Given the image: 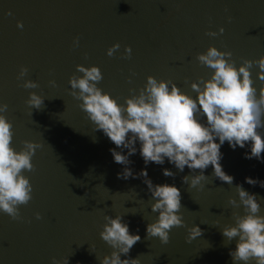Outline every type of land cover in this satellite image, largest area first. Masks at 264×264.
<instances>
[{
    "label": "water",
    "instance_id": "water-1",
    "mask_svg": "<svg viewBox=\"0 0 264 264\" xmlns=\"http://www.w3.org/2000/svg\"><path fill=\"white\" fill-rule=\"evenodd\" d=\"M209 31L217 35L209 36ZM76 37L79 45L74 47ZM115 43L120 48L108 56L107 49ZM126 45L132 49L130 58L124 55ZM209 46L230 51L237 66L264 55V0H0V103L8 105L4 115L13 125L11 146L19 151L25 140L43 144L32 158L34 170L24 171L33 193L19 206L22 219L0 212V264H51L53 257L68 259V264H99L113 251L99 235L106 215L123 216L130 231L141 236L122 259L139 258L141 264H233L229 250L236 241L230 243L221 229L235 223L233 213H244L242 206L228 201L238 199L236 184L264 197L259 184L244 182L245 177L264 180V163L245 159L248 148L233 151L225 142L221 163L234 176L233 184L220 181L209 166L203 189L182 182L190 174L187 167L179 172L167 161L149 164L154 183H175L181 189L184 225L170 230L166 244L146 237V225L157 214L151 210L143 177L118 178L123 166L109 151L115 145L95 131L69 84L73 74L82 75L78 64L96 65L103 77L97 86L119 103L138 94L149 75L172 80L195 96L191 83L209 78L213 71L196 59ZM21 67L28 73L17 79ZM258 70L254 64L251 73L257 87ZM27 79L39 87L25 89ZM33 91L45 98L41 109L26 103ZM130 159L135 173L145 167L139 152ZM163 168L176 172L175 177H165ZM36 213L42 218L36 219ZM194 225L202 235L189 240L188 229Z\"/></svg>",
    "mask_w": 264,
    "mask_h": 264
},
{
    "label": "clouds",
    "instance_id": "clouds-1",
    "mask_svg": "<svg viewBox=\"0 0 264 264\" xmlns=\"http://www.w3.org/2000/svg\"><path fill=\"white\" fill-rule=\"evenodd\" d=\"M11 14V13H9ZM231 19V17H229ZM17 26L23 28L18 21ZM220 33L224 28L219 29ZM215 37L217 32L206 33ZM79 45V37L74 38L73 46ZM120 48L119 43L107 49L112 56ZM131 46H125V58H130ZM232 53L209 46L196 59L201 65L213 71L209 78L198 77L190 85L195 96L183 91L172 80H158L149 75L138 94L124 98V103L109 92L98 87L102 72L96 65L86 67L78 64L77 72L69 79L71 95L82 101L80 108L93 122L95 131H102L115 147L109 151L115 163L123 166L118 178L143 177V183L151 194L150 205L156 219L146 225V237H158L161 243H168L170 230L184 225L180 214L182 208L181 189L175 183H154L148 175L147 166L151 163L164 165L165 161L179 172L189 169L190 174L182 177V182L190 188L203 189L208 176L205 170L211 166L213 175L222 182L233 184L234 176L225 172L221 163V151L225 142L235 151L237 147L248 148L245 159H257L264 163V55L258 59H244L237 66L231 59ZM258 66L256 77L261 84L256 86L251 69ZM28 73L21 67L17 79ZM131 82V78H129ZM55 86V81H49ZM25 89L39 87L34 80H24ZM78 90V91H77ZM135 93V89H130ZM45 98L35 91L29 93L26 103L32 108L41 109ZM8 108L0 103V212L12 220H21L20 207L32 199L33 186L24 171L34 170L32 158L43 144L23 141L24 147L17 151L11 146L13 125L4 115ZM139 152L145 167L135 173L130 167L131 156ZM197 170H199L197 172ZM165 177H175L176 172L163 168ZM245 183L264 188V180L245 177ZM238 199L229 198L233 207H243V213H233L235 223L221 229L222 235L236 246L229 250L233 264H264V215L260 214L261 200L236 184ZM36 213V219H41ZM106 223L99 233L101 239L112 249L99 260V264H141L139 258L128 257L132 247L141 240L138 232L132 233L123 216H105ZM202 235L199 225L188 229L189 240ZM51 264H68L53 257Z\"/></svg>",
    "mask_w": 264,
    "mask_h": 264
}]
</instances>
